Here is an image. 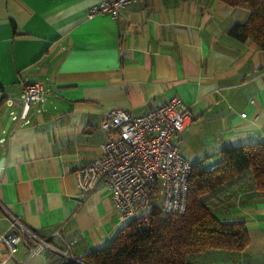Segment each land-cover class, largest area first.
Segmentation results:
<instances>
[{"label": "crops", "instance_id": "obj_1", "mask_svg": "<svg viewBox=\"0 0 264 264\" xmlns=\"http://www.w3.org/2000/svg\"><path fill=\"white\" fill-rule=\"evenodd\" d=\"M97 1L0 0V98H13L19 112L23 85L36 81L45 83L46 97L28 123L14 120L6 101L0 107V231L18 220L65 249L52 236L63 224L77 257L108 244L123 226L109 188L84 197L76 176L109 137L101 128L108 111L141 113L182 99L194 118L174 139L201 166L217 162L222 148L264 138V52L228 34L247 9L222 0H143L118 18L89 17ZM251 178L211 198L217 218L245 222V251H213L195 264H264V192ZM28 250L21 243L8 264H54L61 255Z\"/></svg>", "mask_w": 264, "mask_h": 264}, {"label": "built area", "instance_id": "obj_2", "mask_svg": "<svg viewBox=\"0 0 264 264\" xmlns=\"http://www.w3.org/2000/svg\"><path fill=\"white\" fill-rule=\"evenodd\" d=\"M137 1L143 0H98L90 6L88 16L118 18ZM44 93L45 83L26 82L20 96L19 112L13 98L6 100L11 107L12 118L28 123L34 103H45ZM251 101L254 102L253 99ZM242 116H246V112H242ZM193 118L191 106L178 97L141 113L123 108L108 111L101 121V128L109 137L101 144L100 153L76 172L81 194L86 197L101 185H106L121 224L131 220L146 224L157 208L163 213L184 214L188 206L193 162L180 150L174 137L182 134ZM62 227L63 224L52 236L59 237L66 244L65 250L30 233L18 220H14L10 228L0 231V264L14 260L23 242L29 249L28 256L51 248L81 262L71 254L72 243L64 241ZM17 264H25V261Z\"/></svg>", "mask_w": 264, "mask_h": 264}, {"label": "trees", "instance_id": "obj_3", "mask_svg": "<svg viewBox=\"0 0 264 264\" xmlns=\"http://www.w3.org/2000/svg\"><path fill=\"white\" fill-rule=\"evenodd\" d=\"M222 1L249 11L245 21L229 27L228 34L242 42H255L264 52V0ZM4 101L2 96L0 107ZM247 174L252 186L264 192V138L222 148L218 161L210 165L193 162L184 214L154 209L149 222L122 224L108 244L78 256L81 262L58 255L54 264H195L213 251L241 253L250 242L245 222L217 218L211 198Z\"/></svg>", "mask_w": 264, "mask_h": 264}, {"label": "rangeland", "instance_id": "obj_4", "mask_svg": "<svg viewBox=\"0 0 264 264\" xmlns=\"http://www.w3.org/2000/svg\"><path fill=\"white\" fill-rule=\"evenodd\" d=\"M21 99V98H20ZM7 100V99H6ZM9 109L11 108L10 106L8 107ZM7 108V109H8ZM187 144L189 145V143L187 142ZM190 146V145H189ZM215 155V154H214ZM216 157H217V155H215ZM217 159V158H216ZM209 161V162H208ZM201 163H203L204 165H208L209 163H210V160H204L203 162H201ZM59 245H61V243H59ZM62 246V245H61ZM63 247H65V245H63ZM57 248H59V247H57ZM52 250H54L55 252H59V251H57V250H55V249H52ZM65 250V249H64ZM61 255H62V252H59ZM63 256H64V254H63Z\"/></svg>", "mask_w": 264, "mask_h": 264}]
</instances>
